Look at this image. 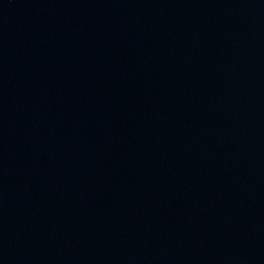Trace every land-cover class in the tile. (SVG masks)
Segmentation results:
<instances>
[{
	"label": "water",
	"instance_id": "water-1",
	"mask_svg": "<svg viewBox=\"0 0 264 264\" xmlns=\"http://www.w3.org/2000/svg\"><path fill=\"white\" fill-rule=\"evenodd\" d=\"M0 264H264V0H0Z\"/></svg>",
	"mask_w": 264,
	"mask_h": 264
}]
</instances>
